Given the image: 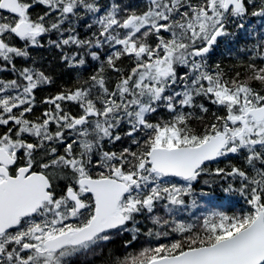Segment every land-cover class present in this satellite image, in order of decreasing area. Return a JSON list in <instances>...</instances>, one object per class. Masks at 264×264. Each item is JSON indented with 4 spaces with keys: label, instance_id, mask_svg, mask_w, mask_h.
I'll list each match as a JSON object with an SVG mask.
<instances>
[{
    "label": "snow or ice",
    "instance_id": "1",
    "mask_svg": "<svg viewBox=\"0 0 264 264\" xmlns=\"http://www.w3.org/2000/svg\"><path fill=\"white\" fill-rule=\"evenodd\" d=\"M0 264H264V0H0Z\"/></svg>",
    "mask_w": 264,
    "mask_h": 264
}]
</instances>
